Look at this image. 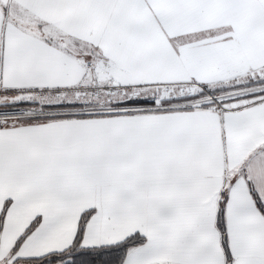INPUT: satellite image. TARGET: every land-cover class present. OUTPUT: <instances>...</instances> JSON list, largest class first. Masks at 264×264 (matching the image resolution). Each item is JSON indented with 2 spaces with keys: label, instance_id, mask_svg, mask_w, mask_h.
Masks as SVG:
<instances>
[{
  "label": "snow or ice",
  "instance_id": "snow-or-ice-1",
  "mask_svg": "<svg viewBox=\"0 0 264 264\" xmlns=\"http://www.w3.org/2000/svg\"><path fill=\"white\" fill-rule=\"evenodd\" d=\"M0 264H264V0H0Z\"/></svg>",
  "mask_w": 264,
  "mask_h": 264
}]
</instances>
